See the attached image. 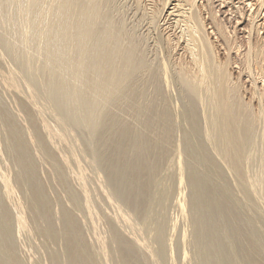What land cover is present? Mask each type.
<instances>
[{"label":"bare ground","instance_id":"6f19581e","mask_svg":"<svg viewBox=\"0 0 264 264\" xmlns=\"http://www.w3.org/2000/svg\"><path fill=\"white\" fill-rule=\"evenodd\" d=\"M114 1H116V0H0V16L2 18V15H4V14H2L5 12L3 10V7H5V8L9 7L10 12L8 13L7 21H6L9 24L8 25L9 28L7 27V29L9 31L12 29L13 32H16V34L14 36L10 35L11 36L10 37L9 33H11V32H9L8 30L6 31V28L3 29L2 28L3 23H1L2 21H0V24H2V25H0L1 26L0 27V82H1V86L4 85L3 86L4 88L6 87L7 90L13 91L14 93H16V95H18L21 98L22 104H23L22 106H23L24 110L26 111V113L28 114L29 120H31L30 125L32 126L33 122L38 123V125L40 127V131H41L42 135L44 136V140L46 141V143H49V144L54 146L55 151L52 150L51 147L50 148L53 152L59 153V155L61 157V163L67 167H70L71 161H72V164H74V163L76 164L77 171L74 174H76L75 178L78 179V180H76V182H79V184L81 186V189L80 188L79 189L82 190L81 194L83 192L82 196L84 195L83 196L84 197V201H83L84 203H82V202L81 203L83 205H85L86 211H88L87 213H89L88 216L89 215L91 216V214L93 213L92 211L95 209H92V206H93L92 205L93 204V202H92L93 198L92 197L93 196L90 195L91 191L89 192V190H88L89 188H87V186L85 184L86 182L88 183V180L87 181L85 180L86 174L84 172H86V171H84V166H83L84 163H82V162L84 160L87 163L92 164L96 160L91 156L89 157L88 147L85 146L83 143L81 144L82 145V148H81L80 143L78 142V139L76 138V135L73 134V131H74L73 127L70 125L74 124V122L75 123L76 122L77 123H79V122L83 123L84 122L85 127L89 131L91 130V132L93 130L98 132V130L100 128H101L100 130L107 131L108 129L103 128L104 127L103 123H106V121L111 120V123L109 122L110 124H108V126H107L108 128H110V130L105 132L106 135L108 134L111 137L118 135L120 137V138L119 137L116 138L117 140L113 139V141L116 140L115 143L113 142L114 147H116V150L117 149L120 150L123 146L124 147L128 146V145L130 146V144H131L130 148L133 151L132 150H130V151H131V153L133 152V155L129 154V156L132 155L129 157L127 155L128 153H126L128 158H130L129 163L126 162V164L124 166H121V164H120L121 167H119V169L117 168L118 170H116V164L118 161L117 160L118 157H116L115 154L110 153L111 155L113 154V157H111L110 160H107L109 158L106 157L105 153H108V152L107 151L105 153L103 152L105 154V158H107V159H105L106 160L105 165H107L106 167L111 168L114 166L115 172H112L110 175H107L108 178H107L106 183H99V186H97V187L99 188V191L102 194L101 199L103 198L105 201L108 200V202H111V203L116 202V201L118 202V204H116V205H118L117 209L120 211H118V213H117L118 215L115 213L117 216L113 215L114 216L113 219L115 221V222L113 221L114 224L121 221L122 224H120V223H118V224L122 225V228L124 227L123 224L128 226L131 229V232H127V233H130V235H129L130 237H128V241L130 239L132 242H134V244H136V246L138 248L143 249L148 254V257L151 259V262L157 264L158 260L155 259L156 253L154 252L153 249L150 248V245L147 241L148 239L145 240V238L144 239L140 238L139 234L142 231L141 232H139V231H140V229L142 230V228H136V227L132 226V220L130 219V214H128L127 212H125L123 210L125 212L124 213L121 210L123 209V207H125V208H127L128 211L131 210L132 212H136L139 215L140 214L143 215V213H144L143 207H146V205H144V202L149 199L148 197L150 195L149 194L150 192L148 191V189H149L148 187H145L144 185H142L139 182L140 178L138 179V176H139V174H141L143 172L144 169H148V170L151 169L153 172L155 169V171H156L155 165L157 164V162L158 161L163 162V160H161L162 157L165 154H168V153H166L167 152L166 149L168 148L167 146L171 143V137H172L171 132L172 131H171L169 126H171L170 121L172 119L170 120V118L172 116H170L171 113L166 106L167 102H165V101H167V100H164V101L162 100V98L168 96V94H166L167 92L166 93L164 92L165 87L167 88V86L169 84L171 85L172 83H175L177 81L178 84H180L182 93H184L183 98H185V101L187 99V101H188L187 104H190V105H188V107L185 106L187 109H185V111H184V116L182 113V116L185 117L186 120L189 121V123L191 124V125H189V126H191L190 131H189V133H187L188 135L186 136V138L184 139V141L182 143V146H181L182 148L177 147V148L182 149L183 153L188 158V159L186 158L187 159L186 161L188 162V164H187L188 166L186 164H184L185 166L188 167V170L181 169V165H180L178 167V173L182 174L181 173L182 170L190 171L191 176L194 177L197 174L196 171L198 170V168H200L201 164L203 162H206V161L212 159L211 156H209V154H207L205 152L204 148L206 147V151H207L208 150L207 146L204 147V144L202 146H200V145L195 144L194 141H192L196 135L199 136V134L200 135L203 134L205 139L209 142V144L211 146L210 149H212L215 152L216 156H218L219 159L221 160V162L226 166V170L228 172H230L231 175L234 176L237 183L238 182L242 183L241 186H244V187L243 188L241 187V189H244L245 191L244 190L243 191L245 193L247 192L246 198L249 197V199H246V198L245 199L250 201L252 196L256 197V196H258L259 193H263V195H264V123H263L264 112H262L264 109V53H263L264 50L263 51L260 50L261 47H260V49H257V48L249 49L250 48L249 47L247 50L245 49V51H243L244 53H241L242 51L240 52L239 49L236 47L237 49H235L234 50L235 52L233 51L234 53H232L230 46H233L234 43L233 44L229 43L231 41V40H229V37H231L232 35L230 34L228 36L229 32H227L225 30V28L223 27L225 24L224 25H222V23L220 24L219 20L217 19V16H218L217 13H221V12L220 11L218 12V10L214 11V8H213L216 6H218L217 8H219V5L221 7H224L225 4L229 3V0H131L134 4V12L135 11L137 12V13L135 12V14H133V16H132V17H135L134 15L137 14L135 22H131V21H133V18L131 20V17H130V19L126 18V16H128V15L125 12L128 8L127 9L124 8V9H126V10H124L122 4H121L122 5V7H121L120 3L118 5H116ZM257 1H259V2H257V4H258L262 0H257ZM249 2L250 1H248V0H247V2H245L246 7H247V5H249L251 7V4ZM216 3H218V4H216ZM260 5H261V3H260ZM232 6H234V5H232ZM258 6H259V4H258ZM225 7H226V5H225ZM121 8H122V10H120ZM2 10L4 12H2ZM222 10H224V9H222ZM227 11H228L227 14H229V12H230L229 9ZM235 11L236 10H234V12ZM222 12L225 13V11H222ZM234 12H233V14H234ZM256 12H258V11H256ZM239 13L240 12H238V14ZM241 13H243V12H241ZM125 14H126V16H125ZM243 14H242V16H244ZM239 16H240L239 17V19H240L241 15H239ZM262 17H263V15H262ZM247 18H249V17H247ZM128 20H131L130 21L131 23ZM237 22H235V23H237ZM239 22H241V21H239ZM251 22L253 23V20ZM235 23H234V25H235ZM5 25H7V24H5ZM142 26L146 27V29H145L146 33L145 32H142V33L143 34L145 33L146 36L149 37V39H150V37H152L154 39V41L156 42V44H160L157 47L156 44L154 42H152L153 45L155 44V46L157 48H159L160 53H161V57H159L157 62H155L154 60L152 62V60L147 58V56L150 55V54L147 55V53H148L147 47L150 44V42L147 45V43L145 41L146 36H143L142 34L139 33V29H140L139 27H142ZM252 26H254V25H252ZM145 27H142V28H145ZM3 31H5V32H3ZM248 31L249 30H246V33H249ZM250 32H251V30H250ZM231 33H233V32H231ZM254 34H255V32H254ZM243 36L244 35H242V37ZM248 36H249V34H248ZM12 37L14 38V40ZM148 37H146L147 41H148V39H147ZM257 37L259 39L260 36L258 35ZM15 43H18L19 45L17 46V44H15ZM228 44L229 45L231 44V45L228 47ZM15 45H16V47H15ZM218 47H220L221 51L223 50L224 54L226 52L227 56L229 54H234L235 56L242 58L241 63H243V64H240V65H242V68L240 67L241 72L243 71L245 73L244 75H246V78L250 79V82H251L250 84L253 85V87H252L253 89L251 91L252 95H250L251 98L249 100L246 101L241 96L240 87H242V86L239 87V85H238L239 82L231 80V78L229 77V73L227 70V68L229 66V60H228L229 56L225 60H220L217 57ZM233 47H235V46H233ZM233 47H232V49H233ZM15 48L17 50H15ZM156 54L157 53H154V55H156ZM20 55H22V56H20ZM18 56H20V58H23V59L20 60L18 58ZM32 59L39 60L41 62L40 66H42V68L40 70L43 69V71L45 72L43 74H46V75L49 74L50 75V78H47L48 76L47 77L44 76L46 78L45 81L49 80L47 83L44 82L47 85H43L41 83L42 79H41V81L38 80L39 78H37V77L36 78L38 81L34 79L35 77L33 76V72L31 69V68H33V66L31 67V65L33 63L30 62ZM153 59H154V56H153ZM36 62H38V61H36ZM29 64H31V65H29ZM38 66H35V67H38ZM252 68L255 72L251 71ZM37 70H38V68L35 69L34 71H37ZM171 73L174 74L173 76H175V78H176L175 82H173L174 80L173 81L170 80V79H172ZM242 73H240V74H242ZM171 81H172V83H170ZM40 83L42 84V86L40 85ZM257 83L259 84V87L262 90H260V91L257 90V88H258ZM172 85H174V84H172ZM149 87L152 88L151 91L154 93L155 96L156 95H160V96L162 95L163 96V92L165 93L164 94L165 96L162 97L160 99V101L156 102V103L153 102V100H151V101L147 100L149 97L148 94H150L149 93V90H150ZM173 87H175V86H173ZM255 87H256V89H255ZM4 88H3V90H4ZM175 88H174V90H175ZM0 89L2 90V88H0ZM172 89L170 88V90H172ZM178 91H180V90H178ZM178 91H176V92H178ZM243 91H245V90L243 89ZM1 93H3V92H1ZM249 93H250V91H249ZM8 94H10V92ZM150 95L153 96L152 94H150ZM10 96L12 97V94ZM146 97H147V99H146ZM20 98H19V101H20ZM254 98H256V99H255V105L253 104L254 105L253 106L252 102L254 101ZM155 99H157V98L155 97ZM158 99H159V97H158ZM164 99H166V98H164ZM123 102L125 105H129L128 106L129 108L127 107L130 110L129 113L133 114V115L131 114V116H134L137 119L138 123L133 117H131L129 114L127 115L123 111L124 108H126V107H124V108L121 107L123 109L122 112H124V114H126L127 116L131 117V119L133 118V120L135 121V122L133 121V123H135V125L139 124V129H140L139 131L137 129L138 127L135 128L138 125L133 126L134 124L132 123L131 119L127 120V121H131V125L128 124V126H126V125L129 122H127V121H126L127 123L122 122L123 118L125 119L124 116L122 117V115H121V118H120L121 122L118 119H116L118 115L120 116V113H118L119 110L117 111L115 108L118 115L115 111H111V109L114 108V105L119 106ZM111 105H112V108L110 109ZM108 107L110 110L107 109ZM206 107H208L209 110H207L208 111L207 113H204V112H206V110L204 109ZM3 108L1 107V110H0V119L2 122L1 125L3 126V130L5 128V131H6V135L3 134L5 136V141H4L5 142L4 143L5 149L9 153V156L10 155L12 156L14 163H17V168H21L20 169L21 171L18 170V174L20 172H22V173H24V175H22V176H25V174H26V176L29 175L28 177H31L30 175H32L34 173V167H33L32 163L29 161V156H28V152H29L28 151V145L30 143L28 141V145H27V141H25L26 139L24 140L22 138L23 135L19 129V126H18V128L16 127V122L14 123L13 120L7 116L9 113L6 115L7 112L5 113L4 112L5 109H3ZM200 108H203L205 110L203 112L202 116H200L201 115V113L199 112ZM16 109L18 110V107ZM112 110H114V109H112ZM114 113H116V115H114ZM12 118H13V116H12ZM20 118H21V116H20ZM18 120H19V118H18ZM20 121L21 120H19V123H23ZM34 123H33V125H34ZM130 127L133 130H134V128L137 129V132H136V130L134 131L135 133L132 130L134 135L131 132ZM30 128L31 127L29 126V129ZM33 128L35 129V131H37L36 127H33ZM126 130H129L127 132L130 134L132 133V136L126 134ZM35 131H33V132H35ZM80 131H81V129H80ZM75 132H76V130H75ZM36 133L37 132L32 133V131H30L27 134H31V135L34 134L36 136L37 135ZM115 133H116V135H114ZM117 133L122 134V136H120ZM78 134H79V131H78ZM86 135H88V134H86ZM100 135L102 136V134H100ZM103 135H105V134H103ZM106 135L103 139H105L107 137ZM24 136H25V134H24ZM33 136H31L32 137L31 138L29 135L32 144L36 140L35 139L36 137L34 136V138H33ZM3 137L1 139H3ZM40 137L37 136V138H39V140H40ZM201 137H202V135H201ZM90 138H91V136H90ZM33 139H35V140L32 141ZM106 139L108 140V139H110V137L106 138ZM39 140L37 139V143ZM202 140L203 139H201V141ZM41 142L44 143L43 140H41ZM99 142H101V141H99ZM99 142H98V145L101 144V143L99 144ZM108 142L109 141H107L106 144ZM173 142H175V141H173ZM127 143H128V145H127ZM34 144H36V142H34ZM102 144H101V147L106 146L104 144H103L104 145L103 146ZM109 144L110 143H108V145ZM200 144H201V142H200ZM4 145L2 147H4ZM112 145L113 144H111V146ZM177 145H175V146H177ZM40 146H41V144H40ZM39 148L41 149V147H39ZM43 148H45V146H43ZM62 148H64V151L62 150ZM108 148L111 151V148L109 146H108ZM45 149H47V148H45ZM173 150H175V149L173 148ZM177 150L178 151L175 150L176 151V155H175L176 160L175 159L174 160H175V162L178 163V164L177 163L176 164L179 165L180 160H182L181 159L182 153L179 151V149H177ZM125 151H127L126 148H125ZM150 151H151V153L153 151L155 154L153 157L151 155L150 161L152 160L151 158H153V159L155 158V160H154L155 162H149L148 161L149 163H147L146 160H148V157H146V156H149L148 154L150 153ZM43 153H45L48 156V158H50V156L52 154L48 150H44ZM122 153H123V149H122ZM53 155H55V157H56L58 154L54 153ZM33 156H35V154ZM127 156H126V159H127ZM108 157H110V156H108ZM12 158L10 159L8 157L7 159L12 160ZM0 159H6V158H4L2 156V158H0ZM163 159H164V157H163ZM172 159H173V157H172ZM123 160L125 163L124 157H123ZM220 160H219V162H220ZM120 161H119V163H120ZM186 161H184V163ZM2 162L3 161H1V163ZM209 162H211V166L209 165V169H212L213 165H214V167H213L214 171L219 169L218 166L220 164L218 163L219 164L218 166L213 164L215 162L214 159H213V161L211 160ZM4 163H3V165H4ZM96 163H97V161H96ZM122 163H123V161H122ZM151 163H156V164L151 165ZM170 163H172V162H170ZM182 163H183V161L181 162V164ZM167 164H169V162ZM207 164L204 163L203 164L204 167ZM14 165H16V164H14ZM18 165L20 167H18ZM158 165L160 167V164H158ZM172 165H174V163ZM9 167H11V165ZM9 167L6 168L4 166L3 169L5 168L4 170H6V169H9ZM206 168L208 169V167H206ZM70 169H71V167H70ZM162 169H163V167H162ZM151 170H149V171L151 172ZM200 170H202V169H200ZM200 170H198V173L199 172L201 173ZM7 171H9V170H7ZM10 171H11V169H10ZM40 171H41V169H40ZM73 172H74V170L72 169V173ZM161 173H162V171H161ZM209 173H210V171H209ZM8 174H9V176L12 175L9 172H8ZM142 174H144V173H142ZM146 175L148 176V173H146ZM9 176H7L6 172H3V170H1V168H0V187H2L1 188L2 189L1 190L2 195H1L0 200L3 203L8 201L10 204H12L13 202L11 203V201H12L11 198L13 197L12 195H14V193H13L14 190L12 188L13 185L10 184L11 180H10V178H8ZM180 176H178V177H180ZM61 178H62V176H61ZM98 178H100V177H98ZM87 179H89V178H87ZM144 179H145V177H144ZM149 179H150V177L148 178L147 181H149ZM194 179H197V177ZM200 179L198 178L197 180L199 181ZM21 181H23V180H21ZM21 181H20V183H22ZM84 181H86V182H84ZM207 181H208V179H207ZM16 182H18V181H16ZM193 182H194V184L196 183L195 184L196 188L202 186V184H201L202 179L199 182H196L195 180ZM133 183H136V184H133ZM79 184H78V186H79ZM25 185H26V183H25ZM74 185H76V184H74ZM223 185H222V188L225 187ZM27 186H28V184H27ZM27 186H25V187H27ZM110 186H111V188H110ZM195 186H193V187H195ZM29 187H31V186L29 185L28 188ZM34 187L35 186H33V188ZM196 188H195V190L198 189V188L197 189ZM216 188L218 189V186H216ZM213 189L215 190V188H213ZM217 189L214 192H216V191L218 192ZM224 189H226V187ZM195 190H194V192H195ZM237 190H239V189H237ZM99 191H98V193H100ZM239 191L242 192L241 190H239ZM35 192H36V190H35ZM212 192H213V190H212ZM244 192H243V194H244ZM26 194H27V192H26ZM34 194H36V193H34ZM39 194H40V191H39ZM194 194H195V196H194ZM194 194H193L194 200H192L193 206L195 208V211H194L195 214L193 213L194 216H192L194 219V223L192 224V225H194V229H193L194 230V238H193L194 240L191 239V240H193L192 244H194L195 248L197 246V249H198L197 251L199 252V263L200 264H214V262L217 261V259L220 257H217V255H216L217 259H215V257L213 258L212 256H210V255H212L211 252H210V254H207V253H205V251H207L206 249L204 252H202V250L199 249L202 247L201 243L204 244L205 242L206 243L210 242L211 244H209V245H212V242H214L215 244L217 243V241L219 242V240H217V238H219V237H217V238L213 237L214 239L216 238V242L214 241V239H213V241L211 240L212 241L211 242L210 241L211 238L208 237V235H207V234L211 235V233L208 232L209 229L207 227L212 225V224H210L211 223L210 218H209V220L207 219L208 216H210V217L213 216L215 219L219 218L218 221L221 220L220 219L221 214H218V213H220L221 210L220 211L218 210L219 212H217V215H220V216L217 217V216H215L216 214L213 215L211 213V211H210V210H212L211 207H215L217 204H219V206L224 208V210H227L229 213L228 218H229L230 222L232 223V222H236V220L238 219V216H239V214H238L239 211H236L237 209L235 208V206H237V205L234 204V203L237 204L238 202L237 201L232 202L234 204L232 206L231 203L228 204L226 201L225 202L224 201H221V202L217 201V199L219 197H216L215 193H213L207 197H205L204 194L200 191H198ZM97 196L98 195H96V197ZM225 196H227V195H225ZM259 196H258V198H260ZM22 197H23V195H22ZM28 197H29V195H28ZM71 197H72V195H71ZM94 197H95V194H94ZM3 198L6 201L2 200ZM15 198L17 200V203H13L12 206L8 204L9 207L10 206L12 207V209L8 207V205H7L8 202L6 203V205H5V203L3 205L0 202V264H22L21 263L22 260L20 261L19 257L17 256V254L14 251V248H16V247H14L15 242L13 241L14 232L12 234V230H11V226H12L11 220L12 219L10 220V218H9L10 213H8L7 208L12 210L9 212L14 213V216H12V217H14L13 223H14V227L16 230V235H18V236L20 235L19 237H21V235L23 234L22 232H24V233L27 232V229H29L30 227H28L29 226L28 225V222H29L28 218H26V216L23 213V211L26 210V209H24L26 203L24 204V207H22L24 209L23 210V209H21L22 202H21V204H20V202H18L22 198L21 197H15ZM18 198H19V200H18ZM155 198H156V196H155ZM30 199H31V197H30ZM161 199H162V197H161ZM22 200L24 201V199H22ZM32 200L30 203H29V201L27 203L31 204ZM158 200H160V199H158ZM35 202L37 203V201H35ZM72 202L73 201H71V203ZM159 202H157V203H159ZM112 204H114V203H112ZM108 205H110V204H108ZM248 205H249V202H248ZM4 206H7V207H4ZM245 206H243V207H245ZM263 206H264V204H263ZM34 207H35V205H33L32 208L34 209ZM41 207L42 206H40V209H41ZM27 208H28V205H27ZM119 208H121V209H119ZM209 208H210V210L205 216L204 213ZM216 208L218 209V205H217V207H215V209ZM238 210H239V208H238ZM142 211H143V213H142ZM262 212H263V210H262ZM26 213H27V210H26ZM44 213H45V211H44ZM68 213H72V210H71V212H68ZM68 213H65L64 216L63 215L61 216V213H60V216L64 217V221H65V225H66L65 226L66 230L65 229L64 230L66 232H68L69 235H67L66 233H64V234H66L67 237L69 236V242L71 245L70 247H72L71 252H70L71 254L69 253L70 258L67 257L68 256L67 255L66 261L69 259L68 261L71 262L70 264H87V262H89V264H90V261H92L93 258H89L90 256H89V252L87 250L91 249L92 247L96 248L97 245L99 246V247L98 246L97 247L100 250L99 251L97 249L96 250V251H98L97 253L102 254V256L104 258L105 254H106L105 250L107 248H106V242L103 239H106L107 237L109 238L111 235L109 234L110 236L108 235L106 238L105 237L104 238L98 237L95 242L93 241L94 246H92V247L89 246L88 249L86 248L87 246L85 244L82 245L83 249L79 248L77 246L78 243L80 244V240L83 241L82 239H80L82 237L79 236V233H81V231L78 230V228H77L78 226L76 225V221H74L73 217ZM34 214H37V213H34ZM45 214H48V213L46 212ZM26 215L28 216V214H26ZM41 216H40V218H42ZM143 216H145V215H143ZM225 216H226V214H225ZM34 217H36V216H34ZM46 217L47 218L50 217L49 214ZM145 217H147V218L149 217V216H147V213H146ZM149 218H151V217H149ZM35 219H37V218H35ZM130 220H131V223H130ZM212 220H214V219H212ZM229 220L227 219L225 221H229ZM30 221H31L30 223H32V222L34 223L35 220L32 221L30 219ZM52 221H54V220H52ZM142 222H144V220H142ZM192 222H193V220H192ZM242 222H244V221H242ZM212 223H214V222L212 221ZM215 223H216V221H215ZM46 224L49 225L50 222L49 223L46 222ZM87 224H88V222H87ZM222 224L224 225V222ZM233 224L234 223H232V225H231L232 229L230 228L232 233H234V230L236 229L235 227H237V226H235V224L234 225ZM36 225L38 226V222ZM36 225H34L32 227L36 228ZM120 225H119V227H120ZM242 225H243V223H242ZM242 225L240 224V227H242ZM39 226H38V228H39ZM45 226H42V227L40 226L41 227L40 231L42 232V234L44 233L45 235H50V234L52 235V231H51L52 225H50V228H48V226L46 228ZM63 226L64 225H62V227ZM116 226H118V225L116 224ZM212 226L213 227L216 226L215 228H217L218 225L213 224ZM261 226L263 227L262 224H261ZM43 227H45L46 229H42ZM240 227H237V228H240ZM112 228H113V225H112ZM233 228H234V230H233ZM247 228L251 229V226L249 225ZM109 229H110V227H109ZM113 229L115 230V227ZM172 230H173V228H172ZM33 231L35 232L36 230H33ZM37 231H39V230H37ZM253 231H254V229H253ZM116 233H117V231H116ZM118 233H119V231H118ZM217 233L219 234V231H217ZM225 233H227V232H225ZM257 233H259V231ZM26 234L28 235V233H25V235ZM114 234L115 233L113 231V238H114V240L115 239L117 240V242H118L117 244L120 245V248H121L119 263L120 264H133V263H130V256L132 259H134L136 254L135 255L133 254V257H132V255H130L131 254V245L128 244L130 241L128 243L125 242L123 238L121 239V237H123L121 235H120V238L117 239V238H115L116 234L115 235ZM218 234H217V236H218ZM224 235H226V234H224ZM240 235H242V233ZM29 236L30 235H28L27 237L29 238ZM62 236H63V234H62ZM81 236H83V235H81ZM226 236L229 237L230 239L232 238L231 237L232 235L231 236L226 235ZM226 236H224V237H226ZM233 236H234V234H233ZM204 237L206 239L209 238L208 241H206L204 239ZM227 237L225 239L230 240ZM255 237H257V236H255ZM15 238H17V236ZM233 238H236V236ZM247 238H250V236ZM19 239H18V242L20 241ZM44 239H45V237H44ZM53 239H55V238H53ZM85 239H87V238H85ZM203 239L205 240V242H203ZM246 239H244V241H246ZM66 241L68 242V239ZM110 241H112V240H110ZM231 241H232V239H231ZM234 241H236V240H234ZM96 242L98 244L95 245ZM241 242L244 243L243 240H240V243ZM252 242L255 245V247H253V249L254 248L255 249L261 248V247L256 246V245H258L256 243V240H252L251 243ZM261 242H262V240H261ZM27 243H28V241H27ZM109 243H111V242H109ZM206 243L204 244V246L206 245ZM235 243H237V242H235ZM235 243L230 242L229 246H230V244L232 246ZM247 243H248V240H247ZM247 243H245L244 245L247 246ZM158 244H159V242H158ZM222 244H224V245H222ZM16 245H18V243H16ZM21 245H22V243H21ZM161 245L163 246V243ZM84 246H85V248H84ZM115 246L117 247V245H114L113 248H116ZM162 246H160V247L163 249L166 248V247H162ZM212 246H214V244ZM221 246L226 247L225 243H222V242H221ZM262 247L264 248V246H262ZM202 248H204V247H202ZM247 248H248L247 253L249 252V249L252 250V247L250 246V248L249 247H246V249L244 248V252L247 250ZM85 249H87V250H85ZM241 249H243L242 246H241ZM255 249H254V252L256 253L257 250L255 251ZM15 250H17V248ZM217 250L218 249H216V251ZM96 251H94V252H96ZM194 251H196V250H194ZM222 251H219V252H222ZM259 251L262 252V250H259ZM94 252L91 251V253H93V254H94ZM114 252H115V254H117L116 253L117 250ZM114 252H113V254H114ZM164 252L166 253V249ZM261 252H260V255H261ZM247 253L245 252V254H247ZM250 253L252 256H250ZM255 253L250 251L248 254V257H253V254H255ZM95 254L94 255L90 254V255L94 256V258L96 259ZM242 254H240V255H242ZM245 254H244V256H245ZM46 255H49V254L47 253ZM55 255L57 256V254H55ZM55 255H54V253H51V255H50L51 261L48 263L57 264L59 262V260L57 261V259L59 257H56ZM99 255L97 254L98 257H100ZM107 255H108V253L106 254V258H107ZM114 255H112V256H114ZM157 255H159V254L157 253ZM236 255H235V257H236ZM238 255L236 258L240 257V256L238 257ZM263 255L264 254H262L261 257H263ZM169 256H171V255H169ZM183 256H186V254L184 253ZM114 257H116V256H114ZM114 257L113 258L111 257L109 259H114ZM256 257L257 256L252 258V261ZM231 258H232V256H231ZM43 259H44V257H43ZM59 259H61V258H59ZM62 259H63V257H62ZM62 259H61V261H62ZM132 259H131V262H133ZM226 259L229 260L227 257H226ZM233 259L235 260L234 255H233V258L230 259L232 261V263H230V264H236L233 262H235L237 259L235 261ZM241 259H243V257H241ZM101 260H102V258L100 260H96V261H101ZM116 260H114V261H116ZM135 260H136V257H135ZM196 260H198V259H196ZM249 260L251 261V258L248 259L247 262H249ZM68 261H67V263H68ZM105 261H106V259H105ZM170 261H172V260H170ZM101 262L105 263V264H108V263L110 264L111 261L110 262L109 261H106V262L101 261ZM238 262H240V261H238ZM91 263L95 264L96 262L92 261ZM227 263H228V261H227ZM227 263H224V264H227ZM256 263L259 264L260 262L259 263L256 262ZM36 264H38V263H36ZM113 264H115V263H113ZM249 264H251V262H249ZM253 264H255V263H253ZM261 264H262V262H261Z\"/></svg>","mask_w":264,"mask_h":264},{"label":"rangeland","instance_id":"374dc122","mask_svg":"<svg viewBox=\"0 0 264 264\" xmlns=\"http://www.w3.org/2000/svg\"><path fill=\"white\" fill-rule=\"evenodd\" d=\"M247 2V0H229V3L228 4H225L226 5V7H225V5H224V7H221L220 5H219V8H217L218 6H216V7H213L214 8V11H216V10H218V12L220 11L221 13H217L218 14V16H217V19L219 20V22H220V24L222 23V25H224L223 27L225 28V30L227 31V32H229L228 33V36L231 34L232 36V38L231 37H229V40H231L229 43H231V44H233V46H235V47H233V46H230L229 44H228V47L230 46V48H231V50H232V53H234L235 51V49H239V51L241 52V53H244L243 51H245V49L247 50L249 47V49H253V48H257V49H260V47H261V49L260 50H264L263 48H264V0H262V1H260V3H261V5H260V3H258L259 4V6H258V4H257V2H259V1H257V0H248V1H250L249 3L251 4V7L249 6V5H247V7H246V5H245V2ZM115 2V4L116 5H118L119 3H120V6L122 7V5H123V9L124 8H128L127 10L126 9H124V10H126V14L128 15V16H126V14H125V16H126V18L127 19H130V17H131V20H132V18H133V21H131V20H128L129 22L131 21V22H135V20H136V15H134L135 17H132L133 16V14H135V12H134V4H133V2L131 1V0H116V1H114ZM118 2V3H117ZM132 2V3H131ZM122 4V5H121ZM216 4H218V3H216ZM232 5H234V6H232ZM130 6V7H129ZM232 6V7H231ZM242 6V7H241ZM236 7V8H235ZM250 7V8H249ZM5 7H3V10L5 11H3L2 10V12H4V13H2V14H4V15H2V18H1V16H0V21H2L1 23H3V26H2V28L3 29H5L6 28V31L8 30L7 29V27H8V23L6 22L7 21V16H8V13L10 12V9H9V7H7V8H5ZM217 8V9H216ZM235 8V9H234ZM248 8V9H247ZM261 8V9H260ZM222 9H224V10H222ZM229 9V14H227L228 13V10ZM250 9V10H249ZM258 9V10H257ZM8 10V11H7ZM120 10H122V8L120 9ZM234 10H236L235 12H234ZM241 10V11H240ZM222 11H225V13H223ZM232 11V12H231ZM256 11H258V12H256ZM128 12V13H127ZM233 12H234V14H233ZM237 12V13H236ZM238 12H240L239 14H238ZM241 12H243V13H241ZM137 13V12H136ZM215 13V14H216ZM249 13V14H248ZM255 13V14H254ZM224 14V15H223ZM242 14L244 15V16H242ZM248 14V15H247ZM263 15V17H262V15ZM220 15V16H219ZM238 15V16H237ZM239 15H241V20L239 19ZM247 15V16H246ZM257 15V16H256ZM4 16V17H3ZM227 16V17H226ZM129 17V18H128ZM219 17V18H218ZM247 17H249V18H247ZM135 18V19H134ZM249 19V20H248ZM253 20V23L251 22V21ZM263 20V21H262ZM222 21V22H221ZM239 21H241V22H238ZM6 22V23H5ZM130 22V23H131ZM235 22H237V23H235ZM247 22V23H246ZM251 22V23H250ZM234 23H235V25H234ZM257 23V24H256ZM5 24H7V25H5ZM232 24V25H231ZM0 25H2V24H0ZM143 25V24H142ZM252 25H254V26H252ZM234 26V27H233ZM1 27V26H0ZM142 27H145V26H142ZM142 27H139L140 29H139V33L140 34H142L143 36H146V32H145V29H146V27L145 28H142ZM244 27V28H243ZM246 27V28H245ZM9 28V27H8ZM243 28V29H242ZM254 28V29H253ZM262 28V29H261ZM233 29V30H232ZM241 29V30H240ZM249 30L248 32L249 33H246V30ZM230 30V31H229ZM250 30H251V32H250ZM254 30V31H253ZM260 30V31H259ZM9 31V30H8ZM238 33H237V32ZM3 32H5V31H3ZM9 32H11V33H9V36L11 35V36H14L15 34H16V32H13L12 31V29L9 31ZM142 32H145L144 34L142 33ZM231 32H233V33H231ZM254 32H255V34H254ZM8 33V32H7ZM13 33V34H12ZM248 34H249V36H248ZM254 36H253V35ZM241 35V36H240ZM242 35H244L243 37H242ZM259 35L260 37H259V39H258V37L257 36ZM10 36V37H11ZM146 37H148V36H146ZM146 37H145V41H146V43H147V45L149 44V42H150V44L148 45V47H147V55H149V56H147V58L148 59H150V60H152V62H153V60L155 61V62H157L158 61V59H159V57H161V53H160V50H159V48H157L158 47V45H160V44H156V42L154 41V39L152 38V37H150V39H149V37L147 38L148 39V41L146 40ZM13 38V37H12ZM246 39V40H245ZM13 40H14V38H13ZM258 40V41H257ZM245 41V42H244ZM15 42V41H14ZM152 42H154L155 44H156V46H155V44L153 45L152 44ZM258 42V43H257ZM263 42V43H262ZM243 43V44H242ZM246 43V44H245ZM260 43V44H259ZM262 43V44H261ZM15 44H17V46L19 45L18 43H15ZM151 45V46H150ZM247 45V46H246ZM262 45V46H261ZM156 48H155V47ZM15 47H16V45H15ZM232 47H233V49H232ZM237 47V48H236ZM240 47V48H239ZM161 48V47H160ZM242 48V49H241ZM152 51H151V50ZM158 49V50H157ZM241 49V50H240ZM15 50H17L16 48H15ZM220 50V51H219ZM234 51V52H233ZM154 53H157L156 55H154ZM160 53V54H159ZM263 53H264V51H263ZM159 54V55H158ZM20 56H22V55H20ZM20 56H18V58L20 59V60H22L23 58H20ZM153 56H154V59H153ZM225 56V57H224ZM229 56V58H228V60H229V66H228V68H227V70H228V73H229V77L231 78V80H234V81H237V82H239V87L240 86H242V87H240V91H241V96L243 97V99L244 100H249L250 98H251V96L250 95H252V87H253V85H251L250 83V79L249 78H246V75H244L245 73L243 72H241V69H240V67L242 68V65H240V64H243V63H241L242 62V58H240V57H237V56H235L234 54H229L228 55ZM227 55H226V52H225V54H224V52H223V50L221 51V49H220V47H218V51H217V57L220 59V60H225V59H227V57H228ZM235 56V57H234ZM150 57V58H149ZM222 58V59H221ZM236 58V59H235ZM239 58V59H238ZM241 60V61H240ZM36 61H38V62H36ZM239 61V62H238ZM31 63H33L35 66H38V67H35L33 64L31 65V64H29V65H31V67L33 66V68H31L32 69V72H33V76L35 77L34 79L35 80H37V78H39L38 80H40L41 81V79H42V81H41V83L43 84V85H47L46 83L49 81L48 79V81H45L46 80V78L44 77V76H48L47 78H50V75L49 74H43V73H45L44 71H43V69L42 70H40L41 68H42V66H40V64H41V62L39 61V60H35V59H32L31 61H30ZM154 62V63H155ZM236 63V64H235ZM239 65V66H238ZM38 68V70L37 71H34L35 69H37ZM174 71V70H173ZM251 71L252 72H255L254 70H253V68L251 69ZM172 72V71H171ZM175 72V71H174ZM39 73V74H38ZM240 73H242V74H240ZM172 74V73H171ZM174 74H172V79H170V80H174L173 82H175L176 80V78H175V76H173ZM37 77V78H36ZM248 79V80H247ZM37 80V81H38ZM246 80V81H245ZM39 81V82H40ZM172 81L170 82V83H172ZM244 81V82H243ZM44 82H46V83H44ZM40 83V85L42 86V84ZM177 85H176V84ZM175 83H172V84H174V85H168L167 86V88L165 87V93L166 94H168V96H166V97H164L165 95V93L163 92V96L161 95H154V93L151 91V89L152 88H150L149 87V93L150 94H152L153 96H151L150 94H148V99H147V97H146V99L147 100H153V102H159L160 101V99L162 98V97H164V98H166V99H164V98H162V100L164 101V100H167V101H165V102H167L166 103V106H167V108L169 109V111H170V113H171V115L170 116H172L171 118H170V124H171V126H169L170 127V129H171V143L167 146L168 148L166 149V153H168V154H165L163 157H164V159H163V157H162V159L161 160H163V162L161 161H158L157 162V164L156 163H151V165L152 164H156L155 165V168H156V171H155V169H154V172L151 170V169H149V170H151V172L153 173H151L148 169H144L143 170V172L142 173H144V174H142L141 172V174H139V176H138V179L140 178V180H139V182L142 184V185H144L145 187H148L149 189H148V191L150 192H148L150 195H149V199L148 200H146L145 202H144V205H146V207H143V211H144V213H143V211H142V213H143V215H145L146 216V213H147V216H149V217H151V218H147V217H145V216H143L142 214H137L136 212H132L131 210L130 211H128L127 210V208H125V207H123V209L121 210L122 212H127L128 214H130V219L132 220V226H134V227H136V228H142V230L140 229V231L139 232H141L139 235H140V238H142V239H144L145 238V240H147L148 241V243H149V245H150V248L151 249H153L154 250V252L156 253V258L155 259H157L158 260V263L157 264H200L199 263V252L197 251L198 249H197V246H196V248H195V246H194V244H192V241L194 240L193 238H194V225H192L193 223H194V219H193V217L192 216H194V214H195V208H194V206H193V202H192V200H194L193 198H194V196H195V194L194 193H196V192H198V191H200V192H202L203 194H204V196L205 197H207V196H210L211 194H213V193H215V196L216 197H219L218 199H217V201H226L228 204L229 203H231L232 204V206L235 204V205H237V206H235V208L237 209L236 211H239L238 212V214H239V216H238V221L236 220V222H232V223H234L235 224V226H237V227H240V224L242 225V223H243V225H242V227H240V228H237V227H235L236 229L234 230V228H233V230H234V233H232V231H231V225H232V223L230 222V220H229V218H228V211L227 210H224V208H222L221 206H219V204H217L218 205V209L216 210L215 209V207H217V205L215 206V207H211L212 208V210H210V208L209 209H207L206 210V212L204 213L205 214V216H206V214L209 212V210L211 211V213L213 214V215H215V216H220V215H217V212H219L220 210V213H218V214H221V220L220 221H218V219L219 218H217V219H215L210 213V215L213 217H210V216H208V220H209V218H210V224H215V225H218L217 226V228H215L216 226H208L207 228L209 229V231L208 232H210L211 233V235L210 234H207L208 235V237H210L211 239H210V241L212 240L213 241V237H219V238H217V240H219V242L217 241V243L215 244L214 242H212V245L214 244V246H212V245H209V244H211L210 242L208 243H206L205 242V240L206 241H208V239H206L207 237V235L204 237V239H203V242H205L206 243V245L204 246V244L203 243H201V246L202 247H204V248H202L201 246V248H199L200 250H202V252H204L205 251V249L207 250V251H205V253H207V254H210V252L212 253V255H210V256H212L213 258L215 257V259H217V257H220V258H218L217 259V261H215L214 262V264H224V263H227V261H228V263L227 264H230V263H232V261L230 260V259H232L233 258V255H234V258H235V260L237 261H235L234 259V261L235 262H233V263H236V264H249V262H251V264H253V263H255V264H257L256 262H260L259 264H261V262H262V264H264V255H263V257H261V255L262 254H264V248L262 247V246H264L263 244H264V206H263V204H264V195H263V193H259L258 194V196L260 197V198H258V196H252L251 197V199H250V201L249 200H246V199H249V197L248 198H246L247 197V195H246V193L244 192L245 190L244 189H241V187L243 188L244 186H241V182H238L237 183V181L235 180V178H234V176L233 175H231V173L230 172H228L227 170H226V166L221 162V160L219 159V157L218 156H216V154H215V152L212 150V149H210L211 148V146H210V144H209V142L205 139V137H204V135L203 134H201L202 135V137H201V135L199 134V136L198 135H196L195 136V138H193V140L192 141H194V143L195 144H197V145H200V146H202L203 144H204V147L205 146H207V149L209 150H207L206 151V147L204 148L205 149V152L207 153V154H209V156H211V158L212 159H210V160H208V161H206V162H203L202 164H201V166H200V168H198V170H200V169H202V170H200L201 171V173L199 172L198 173V170L196 171L197 172V176L195 175L194 177H192L191 176V174H190V171H184V170H188V162L186 161L188 158L186 157V155L183 153V151H182V149H180V148H177V147H181L182 146V143H183V141H184V139L186 138V136L188 135L187 133H189V131H190V127L191 126H189V125H191L190 123H189V121H187L186 120V118L185 117H183L184 116V111H185V109H187L186 107H188V105H190V104H187V99H186V101H185V98H183V94L184 93H182V90H181V87H180V84H178V82L176 81ZM249 83V84H248ZM4 86V85H3ZM3 86H1V82H0V88H2V90L0 91V106L3 108L4 106V108L3 109H5L4 110V112L6 113V115L8 116V117H10L12 120H13V122L15 123L16 122V127L18 128V126H19V129H20V131L22 132V135H23V139L25 140V141H27V145H28V141H29V145H28V156H29V161L32 163V165H33V167H34V173L32 174V175H30L31 177H28L29 175H27L26 176V174H25V176H22V175H24V173H22V172H20L19 174H18V170L19 171H21L20 169L21 168H17V163H14V160H13V158H12V156L10 155L9 156V153L7 152V150L5 149V145H4V141H5V136L3 135V134H5L6 135V131H5V128H4V130H3V126L1 125L2 124V122H1V119H0V158H2V156L4 157V158H6V159H0L1 161H3L2 163H1V161H0V168H1V170H3V172H6V174H7V176H9V174H8V172L10 173V174H12V175H10L8 178H10V180H11V182H10V184L11 185H13V193H14V195H12L13 197L11 198V203L13 202V203H17V200H16V198L15 197H21L22 199H24V201L22 200V199H20L19 200V198H18V202H20V204H21V202H22V205H21V209H23L22 207H24V204H25V207H24V209H26L27 210V213H26V210L25 211H23V213H24V215L26 216V218H28V227H30L29 229H27V232H25V233H28V235H30L29 236V238L25 235V233L24 232H22L23 234L21 235V237H19L18 235H16V230H15V227H14V223H13V218L14 217H12V216H14V213L13 212H9V211H12L11 209H12V204H10L8 201H6L4 198L2 199V200H4V201H6V202H4L5 203V205H6V203H7V205L9 204V205H11L10 207H9V205H8V207L9 208H11V209H8L7 208V210H8V213H10L9 214V218H10V220H11V223H12V226H11V230H12V234H13V232H14V236H13V241L15 242L14 243V247H16L17 248V250H15L16 248H14V251H15V253L17 254V256L19 257V259H20V261H21V263L22 264H36V263H38V264H41L42 262V264H50V263H48V262H50L51 260H50V255H51V253H54V255L55 254H57V256L56 257H59V258H61L62 259V257H63V259H62V261H61V259H57V261L59 260V262L57 263V264H66L67 263V261L69 260H67L66 261V256L67 257H69L70 258V255H69V253L71 252V249H72V247H70L71 245H70V242H69V236L67 237L66 236V234L67 235H69L68 234V232H66L65 230H66V225H65V221H64V217H61L62 215L64 216V214L65 213H68V212H71V210H72V213H68V214H70L72 217H73V219H74V221H76V225L78 226L77 228H78V230L79 231H81V233H79V236L80 237H82V238H80V239H82L83 241H81L80 240V244L78 243V247L79 248H82L83 249V244H85L87 247V249H88V247L89 246H94V242L97 240V238L98 237H102V238H106L109 234L112 236H110L109 238L107 237L106 239H103L105 242H106V250H105V253L107 254L108 253V255H107V258H106V254H105V256H104V258L106 259V261H111L110 262V264H113V263H115V264H120L119 263V259H120V253H121V248H120V245H118L117 243V240L115 239L114 240V238H113V231H114V233L116 234V236H115V238H120V235L121 236H123V237H121V239L123 238L124 239V241L125 242H129L128 244H130L131 245V254L130 255H132V257H133V254L135 255L136 254V260H135V257H134V259H132L131 258V256H130V263H133V264H155V263H153V262H151V259L148 257V254L143 250V249H140V248H138L137 246H136V244H134V242H132L130 239H129V241H128V237H130L129 235H130V233H127V232H131V229L128 227V226H126L125 224H123L124 225V229L122 228V225H120V224H122L121 223V221H119V222H117L116 224L118 225V226H116V224H114V216L113 215H116L117 213H118V211H120V210H118L117 209V206L118 205H116V204H118V202L116 203V202H112V203H114V204H112L111 202H108V200H104L103 198L101 199V197H102V194H101V192L99 191V188L97 187V186H99V183H106V181H107V178H108V176L107 175H110L112 172H115V167L113 166V167H111V168H108V167H106L107 165H105V159H107V158H109V159H107V160H110L111 159V157H113V154H115L116 155V157H118L117 158V164H116V170H118L119 169V167H121V166H124L125 164H126V162L127 163H129V159L130 158H128V156H129V154H132L133 155V152L131 153V151L130 150H132L131 148H130V146H131V144H130V146L128 145V143H127V145L128 146H123L120 150H116V147H114V143L116 142V138H118L119 136L118 135H116V133L114 134V135H116V136H114V137H111L110 135H106V133L105 132H107V131H109L110 130V128H108L107 126H108V124H110L111 123V120L110 121H106V123H103L104 125V127L103 128H106V129H108L107 131H105V130H98V132H96L95 130H93L92 132H91V130L89 131L86 127H85V125H84V122L83 123H81V122H79V123H75L74 122V124H72V125H70V126H72L73 127V134L74 135H76V138L78 139V142L80 143V146H81V148H82V143L85 145V146H87L88 147V155H89V157L91 156V157H93L96 161H97V163H96V161L95 162H93L92 164H89V163H87L86 161H84L83 160V162L82 163H84L83 164V166H84V171H86V172H84L86 175H85V180L87 181L88 180V183L86 182V181H84V182H86L85 184H86V186H87V188H89L88 190H89V192H90V195H92L93 197V206H92V209H95V210H93L92 212V214H91V216L89 217L88 216V214L89 213H87L88 211H86V208H85V205H83L82 203H84L83 201H84V195L82 196V194H83V192H82V194H81V191L82 190H80L81 189V186H80V184H79V182H76V180H78L77 178H75L76 177V174H74V173H76V171H77V167H76V164L74 163V164H72V161L70 162V167H71V169H70V167H67V166H64L62 163H61V157H60V155H59V153H56V152H53L52 150H54L55 151V148H54V146L53 145H51V144H49V143H46V141L44 140V136L42 135V133H41V131H40V127H39V125H38V123L37 122H33L34 123V125H33V123H32V126L33 127H36V130L37 131H35V129L30 125L31 124V120H29V116H28V114L26 113V111L24 110V108H23V104H22V100H21V98L18 96V95H16V93H14L13 91H10V90H7V88L5 87H3ZM173 86H175V87H173ZM179 86V87H178ZM247 87V88H246ZM250 87V88H249ZM257 87L259 88H257V90L258 91H260V90H262L260 87H259V84L257 83ZM3 88H4V90H3ZM170 88L172 89V90H170ZM174 88H175V90H174ZM243 89L245 90V91H243ZM247 89V90H246ZM255 89H256V87H255ZM178 90H180V91H178ZM256 90V91H257ZM176 91H178V92H176ZM249 91H250V93H249ZM1 92H3V93H1ZM10 92V94H8ZM172 93V94H171ZM180 93V94H179ZM9 96H8V95ZM12 94V97L10 96ZM15 94V95H14ZM243 94V95H242ZM256 95V94H255ZM18 99H17V98ZM155 97L157 98V99H155ZM158 97H159V99H158ZM19 98H20V101H19ZM255 99L256 98H254V101L252 102V105L254 104L255 105ZM13 100V101H12ZM15 102V103H14ZM192 102V101H191ZM20 103V104H19ZM194 103V102H193ZM192 103V104H193ZM198 103V102H197ZM9 104V105H8ZM187 104V105H186ZM3 105V106H2ZM124 104V102L122 103V104H120L119 106H116V105H114V108H112V105L110 106V109L112 108V109H114V110H112L111 109V111H115L116 113H117V111L119 110V112L118 113H120V116L118 115V113H117V118L116 119H118L120 122H121V115H122V117L124 116L125 117V119L123 118V120H122V122L124 123V122H126L128 119L130 120L131 119V117H133L136 121H137V119L134 117V116H131V114L129 113L130 112V110L128 109L129 107V105H125ZM253 105V106H254ZM22 106V107H21ZM186 106V107H185ZM1 107H0V110H1ZM18 107V110L16 109ZM121 107H126V108H124V110L121 108ZM128 107V108H127ZM23 108V109H22ZM115 108H116V110H115ZM207 108V109H206ZM206 108H204L205 110H206V112H204L205 110L203 109V108H200V110H199V112L201 113V115L200 116H202L203 115V112L204 113H207L208 111L207 110H209L208 109V107H206ZM7 109V110H6ZM108 110H110L109 109V107L107 108ZM202 109V110H201ZM122 110L128 115H130L131 117H129V116H127L126 114H124V112H122ZM128 112H127V111ZM122 112V113H121ZM262 112H264V109H263V111ZM13 113V114H12ZM116 113H114V115H116ZM182 113H183V116H182ZM11 114V115H10ZM18 114V115H17ZM133 115V114H132ZM12 116H13V118H12ZM15 116V117H14ZM20 116H21V118H20ZM127 116V117H126ZM263 116H264V114H263ZM119 117V118H118ZM18 118H19V120H21L20 122H23V123H19V120H18ZM133 118L131 119V121H132V123H133ZM16 119V120H15ZM263 119H264V117H263ZM24 120V121H23ZM125 120V121H124ZM131 121H127V122H129V123H127V125L126 126H128V124L129 125H131ZM110 122V123H109ZM135 122V121H134ZM25 123V124H24ZM137 123H138V121H137ZM188 123V124H187ZM263 123H264V120H263ZM76 124V125H75ZM83 124V125H82ZM106 124V125H105ZM134 124V125H133ZM132 125L133 126H136V125H138V126H136L135 128H137L138 129V131L140 130L139 129V124H136L135 125V123H133ZM22 126V127H21ZM29 126L31 127L30 129H29ZM24 127V128H23ZM110 127V126H109ZM132 127V126H131ZM131 127H130V129H131ZM173 127V128H172ZM81 129V131H80V129ZM133 128V127H132ZM134 128V130L133 129H131V132H132V130H133V132L136 130V132H137V129H135ZM182 128V129H181ZM25 129V130H24ZM28 131H27V130ZM79 129V130H78ZM129 129V130H130ZM75 130H76V132H75ZM129 130H126V134H128V135H131L132 136V133L130 134V133H128L127 131H129ZM187 130V131H186ZM4 131V132H3ZM30 131H32V133H35V132H37L36 134V140L35 139H33L32 141H34V142H36V144H34V142H33V144L35 145H33L32 143H31V139H30V137L31 136H33V135H31V134H27L28 132H30ZM33 131H35V132H33ZM78 131H79V134H78ZM75 132V133H74ZM86 132V133H85ZM174 132V133H173ZM135 133V132H134ZM134 133H133V135H134ZM24 134H25V136H24ZM39 134V135H38ZM86 134H88V135H86ZM100 134H102V136L100 135ZM103 134H105L107 137L106 138H109L110 137V139H103L104 137H105V135H103ZM117 134H119V133H117ZM125 134V135H126ZM29 135H30V137H29ZM85 135V136H84ZM120 136H122V134H119ZM124 135V134H123ZM127 135V136H128ZM4 136V137H3ZM34 136H33V138H34ZM37 136L38 137H40V140H39V138H37ZM90 136H91V138H90ZM3 137V139H1ZM124 137V136H123ZM126 137V136H125ZM32 138V137H31ZM120 138V137H119ZM37 139L39 140L38 141V143H37ZM113 139H116V140H114L113 141ZM201 139H203L202 141H201ZM41 140H43V142L44 143H42L41 142ZM111 140V141H110ZM99 141H101V142H99ZM107 141H109L108 143H110L109 145H108V143L106 144V142ZM173 141H175V142H173ZM179 141V142H178ZM204 141V142H203ZM98 142H99V144L101 143H103L104 145H106L105 147H101V144L100 145H98ZM114 142V143H113ZM200 142H201V144H200ZM208 144H207V143ZM40 144H41V146H40ZM102 144V145H103ZM111 144H113L112 146H111ZM179 146H178V145ZM4 145V147H2ZM103 145V146H104ZM171 145V146H170ZM175 145H177V146H175ZM33 146V147H32ZM43 146H45V148H47V149H45V148H43ZM53 146V147H52ZM98 146V147H97ZM108 146L111 148V151H110V149L108 148ZM37 147V148H36ZM39 147H41V149L39 148ZM52 148V150H51V148ZM114 147V148H113ZM176 147V148H175ZM35 148V149H34ZM54 148V149H53ZM103 148V149H102ZM125 148L127 149V151H125ZM130 148V149H129ZM173 148L176 150V151H178L177 149H179V151L182 153L181 154V159L182 160H180V164L179 165H177L178 163L177 162H175V160H176V151L175 150H173ZM182 148V147H181ZM31 149V150H30ZM115 149V150H114ZM122 149H123V153H122ZM172 149V150H171ZM35 150V151H34ZM44 150H48L50 153H52L51 154V156H50V158H48V156L45 154V153H43L44 152ZM62 150L64 151V148H62ZM105 150V151H104ZM6 153H5V152ZM34 151V152H33ZM108 152V153H105V152ZM133 151V150H132ZM213 151V152H212ZM2 152V153H1ZM36 152V153H35ZM106 154V157L107 158H105V154ZM121 152V153H120ZM209 152V153H208ZM8 153V154H7ZM31 155H30V154ZM58 154L56 157H55V155H53V154ZM102 153V154H101ZM110 153H113L112 155L110 154ZM126 153H128L127 155H126ZM212 153V154H211ZM3 154V155H2ZM7 154V155H6ZM35 154V156H33ZM37 154V155H36ZM46 156H45V155ZM110 156V157H108V156ZM114 155V156H115ZM120 155V156H119ZM132 155H130V156H132ZM149 156H146V157H148V160H146V162L147 163H149V162H155L154 160H155V158L153 159V158H151L152 160L150 161V157H151V155H152V157L155 155L154 154V152L152 151V153H151V151H150V153L148 154ZM185 155V156H184ZM31 156V157H30ZM104 156V157H103ZM126 156H127V159H126ZM129 156V157H130ZM167 156V157H166ZM171 156V157H170ZM12 158V160H10V159H7V158ZM44 157V158H43ZM123 157H124V159H125V163H124V160H123ZM172 157H173V159H172ZM216 157V158H215ZM55 158V159H54ZM60 158V159H59ZM171 158V159H170ZM187 158V159H186ZM121 161H120V160ZM168 159V160H167ZM175 159V160H174ZM213 159H214V161L217 163H213V164H215V165H219L218 167H219V169L218 170H216V171H214V169H213V167H214V165L212 166V169H209V165L211 166V162H209V161H213ZM167 160V161H166ZM219 160H220V162H219ZM119 161H120V163H119ZM122 161H123V163H122ZM149 161V162H148ZM183 161V163L181 164V162ZM184 161H186L185 163H184ZM5 162V163H4ZM169 162V164H167ZM170 162H172V163H170ZM210 164H209V163ZM3 163H4V165H3ZM163 163V164H162ZM174 163V165H172ZM177 163V164H176ZM207 164V165H205V167H204V165L203 164ZM219 163V164H218ZM14 164H16V165H14ZM98 164V165H97ZM120 164H121V166H120ZM158 164H160V167H159V165ZM167 164V165H166ZM184 164H186L187 166H185ZM11 165V167H9ZM119 165V166H118ZM181 165V169H184V170H182L181 171V173L182 174H179L178 173V167ZM6 167V168H8L9 167V169H6V170H4L3 169V167ZM56 166V167H55ZM118 166V167H117ZM18 167H20L19 165H18ZM162 167H163V169H162ZM173 167V168H172ZM184 167V168H183ZM202 167V168H201ZM206 167H208V169L206 168ZM118 168V169H117ZM204 168V169H203ZM10 169H11V171H10ZM40 169H41V171H40ZM72 169L74 170V172L72 173ZM158 169V170H157ZM169 169V170H168ZM172 169V170H171ZM7 170H9V171H7ZM71 170V171H70ZM148 170V171H147ZM62 171V172H61ZM161 171H162V173H161ZM173 171V172H172ZM209 171H210V173H209ZM226 171V172H225ZM40 172V173H39ZM205 172V173H204ZM72 175H71V174ZM146 173H148V176L146 175ZM70 174V175H69ZM89 176H88V175ZM66 175V176H65ZM74 175V176H73ZM141 175V176H140ZM145 177V179H144V177ZM160 175V176H159ZM181 175V176H180ZM227 175V176H226ZM34 176V177H33ZM61 176H62V178H61ZM91 176V177H90ZM147 176V177H146ZM178 176H180V177H178ZM188 176V177H187ZM199 176V177H198ZM203 176V177H202ZM28 177V178H27ZM40 179H39V178ZM65 177V178H64ZM98 177H100V178H98ZM150 177V179H149V181H147L148 180V178ZM197 177V179L199 178H201L202 179V182H201V184H202V186L201 187H197L196 188V186H195V184H194V180L196 181V182H199V181H201V179L198 181L197 179H194V178H196ZM210 179H209V178ZM222 177V178H221ZM16 178V179H15ZM31 178V179H30ZM73 178V179H72ZM87 178H89V179H87ZM177 178V179H176ZM61 179V180H60ZM63 179V180H62ZM98 179V180H97ZM207 179H208V181H207ZM21 180H23V181H21ZM75 180V181H74ZM90 180V181H89ZM16 181H18V182H16ZM20 181L22 182V183H20ZM32 181V182H31ZM104 181V182H103ZM222 181V182H221ZM149 182V183H148ZM224 182V183H223ZM230 182V183H229ZM18 183V184H17ZM25 183H26V185H25ZM79 184V186H78V184ZM93 185H92V184ZM159 183V184H158ZM17 184V185H16ZM27 184H28V186L30 185L31 187H29L28 188V186H27ZM74 184H76V185H74ZM98 184V185H97ZM133 184H136V183H133ZM151 184V185H150ZM194 184V185H193ZM210 184V185H209ZM224 184V185H223ZM232 186H231V185ZM238 186H237V185ZM92 185V186H91ZM95 185V186H94ZM156 185V186H155ZM222 185L223 186H225L226 187V189H224L225 187H223L222 188ZM240 185V186H239ZM18 186V187H17ZM25 186H27V187H25ZM33 186H35L34 188H33ZM94 186V187H93ZM193 186H195V187H193ZM212 186V187H211ZM216 186H218V189L216 188ZM230 186V187H229ZM66 187V188H65ZM96 187V188H95ZM235 187V188H234ZM2 187H0V198H1V195H2V189H1ZM80 188V189H79ZM110 188H111V186H110ZM191 188V189H190ZM195 188L197 189V190H195ZM212 188V189H211ZM213 188H215V190L217 189L218 190V192L216 191V192H214L215 190L213 189ZM232 188V189H231ZM239 189V190H241L242 192H240L239 190H237V189ZM18 189V190H17ZM69 189V190H68ZM78 189V190H77ZM94 189V190H93ZM96 189V190H95ZM234 189V190H233ZM236 189V190H235ZM17 190V191H16ZM22 190V191H21ZM35 190H36V192H35ZM67 190V191H66ZM194 190H195V192H194ZM212 190H213V192H212ZM244 190V191H243ZM39 191H40V194H39ZM98 191L100 192V193H98ZM26 192H27V194H26ZM30 192V193H29ZM69 192V193H68ZM212 192V193H211ZM243 192H244V194H243ZM34 193H36V194H34ZM71 193V194H70ZM92 193V194H91ZM218 193V194H217ZM32 194V195H31ZM39 194V195H38ZM42 194V195H41ZM94 194H95V197H94ZM193 194H194V196H193ZM22 195H23V197H22ZM28 195H29V197H28ZM41 195V196H40ZM70 195V196H69ZM71 195H72V197H71ZM96 195H98L97 197H96ZM225 195H227V196H225ZM43 196V197H42ZM155 196H156V198H155ZM229 196V197H228ZM30 197H31V199H30ZM74 197V198H73ZM161 197H162V199H161ZM15 198V199H14ZM35 198V199H34ZM41 198V199H40ZM72 198V199H71ZM105 198V197H104ZM222 198V199H221ZM246 198V199H245ZM28 199V200H27ZM34 201H33V200ZM48 199V200H47ZM52 199V200H51ZM71 199V200H70ZM83 199V200H82ZM158 199H160V200H158ZM228 199V200H227ZM234 199V200H233ZM254 199V200H253ZM261 199V200H260ZM31 200H32V203L31 204H29L30 202H31ZM41 200V201H40ZM151 200V201H150ZM157 200V201H156ZM232 200V201H231ZM253 200V201H252ZM15 201V202H14ZM26 201V202H25ZM29 201V203H27ZM35 201H37V203L35 202ZM46 201V202H45ZM71 201H73L72 203H71ZM80 201V202H79ZM160 201V202H159ZM238 202L237 204L236 203H232V202ZM243 201V202H242ZM256 201V202H255ZM259 201V202H258ZM0 202H1V200H0ZM65 202V203H64ZM82 202V203H81ZM108 202V203H107ZM151 202V203H150ZM157 202H159V203H157ZM242 202V203H241ZM247 202V203H246ZM248 202H249V205H248ZM263 202V203H262ZM3 205H4V203L3 202H1ZM39 203V204H38ZM44 203V204H43ZM48 204V205H47ZM51 204V205H50ZM70 204V205H69ZM80 204V205H79ZM107 204V205H106ZM108 204H110V205H108ZM27 205H28V208H27ZM33 205H35V207H34V209L32 208L33 207ZM42 206L41 207V209H40V206ZM247 207H246V206ZM53 206V207H52ZM73 206V207H72ZM85 208H83V207ZM243 206H245V207H242ZM4 207H7V206H4ZM56 207V208H55ZM112 207V208H111ZM261 207V208H260ZM72 208V209H71ZM194 210H193V209ZM214 208V209H213ZM221 208V209H220ZM238 208H239V210H238ZM55 209V210H54ZM68 209V210H67ZM113 209V210H112ZM119 209H121V208H119ZM126 209V210H125ZM223 209V210H222ZM31 210V211H30ZM41 210V211H40ZM47 210V211H46ZM49 210V211H48ZM85 210V211H84ZM124 210V211H123ZM193 210V211H192ZM219 210V211H218ZM262 210H263V212H262ZM33 211V212H32ZM44 211H45V213L47 212L48 214H49V216L50 217H46L48 214H45L44 213ZM75 211V212H74ZM191 213H190V212ZM226 213H225V212ZM96 212V213H95ZM124 212V213H125ZM132 212V213H131ZM34 213H37V214H34ZM60 213H61V216H60ZM116 213V214H115ZM126 213V214H127ZM194 213V214H193ZM26 214H28V216L26 215ZM73 214V215H72ZM75 214V215H74ZM97 214V215H96ZM149 214V215H148ZM225 214H226V216H225ZM258 214V215H257ZM42 215V216H41ZM54 215V216H53ZM81 215V216H80ZM118 215V214H117ZM116 215V216H117ZM163 215V216H162ZM31 216V217H30ZM34 216H36V217H34ZM40 216L42 217V218H40ZM56 216V217H55ZM113 216V217H112ZM247 216V217H246ZM261 216V217H260ZM30 217V218H29ZM33 217V218H32ZM84 217V218H83ZM87 217V218H86ZM98 217V218H97ZM144 217V218H143ZM35 218H37V219H35ZM52 220H54V221H52ZM95 220H94V219ZM112 218V219H111ZM214 219V220H212V219ZM30 219L32 220V221H34V223L32 224V223H30L31 221H30ZM34 219V220H33ZM91 219V220H90ZM141 219V220H140ZM229 220V221H225V220ZM131 220H130V223H131ZM142 220H144V222H142ZM192 220H193V222H192ZM241 220V221H240ZM41 221V222H40ZM50 222V224L48 225V224H46V222L47 223H49ZM61 221V222H60ZM84 221V222H83ZM86 221V222H85ZM91 221V222H90ZM114 221V222H113ZM142 223H141V222ZM191 221V222H190ZM212 221L214 222V223H212ZM215 221H216V223H215ZM242 221H244V222H242ZM37 222H38V226L40 225L41 227L42 226H45L46 228H47V226H48V228H50V225H52L51 226V231H52V235L54 236H52L51 234L50 235H45L44 233L42 234V232L40 231V229H41V227L39 226V228H38V226L36 225L37 224ZM57 222V223H56ZM60 222V223H59ZM87 222H88V224H87ZM220 222V223H219ZM224 222V225L222 224ZM30 223V224H29ZM57 225H56V224ZM118 223H120V224H118ZM227 223V224H226ZM231 223V224H230ZM238 223V224H237ZM233 224V225H234ZM261 224L263 225V227L261 226ZM34 225H36V228H34V227H32V226H34ZM62 225H64L63 227H62ZM109 225V226H108ZM112 225H113V228L115 227V230L112 228ZM119 225H120V227H119ZM221 225V226H220ZM251 226V229H248L247 227L248 226ZM58 226V227H57ZM173 226V227H172ZM224 226V227H223ZM227 226V227H226ZM45 227H43L42 229H46ZM109 227H110V229H109ZM210 227V228H209ZM226 227V228H225ZM233 227V226H232ZM34 228V229H33ZM38 228V229H37ZM63 228V229H62ZM112 228V229H111ZM117 228V229H116ZM119 228V229H118ZM130 230H129V229ZM171 228V229H170ZM172 228H173V230H172ZM212 228V229H211ZM231 228V229H230ZM247 228V229H246ZM250 228V227H249ZM65 229V230H64ZM144 229V230H143ZM192 229V230H191ZM221 229V230H220ZM253 229H254V231H253ZM33 230H36L35 232L33 231ZM37 230H39V231H37ZM64 230V231H63ZM128 230V231H127ZM171 230V231H170ZM207 230V229H206ZM227 230V231H226ZM110 231V232H109ZM116 231H117V233H116ZM118 231H119V233H118ZM145 231V232H144ZM217 231H219V234L217 233ZM231 231V232H230ZM259 231V233H257ZM41 232V233H40ZM101 232V233H100ZM147 232V233H146ZM207 232V231H206ZM225 232H227V233H225ZM255 232V233H254ZM58 235H57V234ZM64 233H66V234H64ZM143 233V234H142ZM215 233V234H214ZM218 234V236H217V234ZM242 233V235H240V234ZM62 234H63V236H62ZM114 234V235H115ZM118 234V235H117ZM127 234V235H126ZM174 234V235H173ZM183 234V235H182ZM224 234H226V235H232L231 237V239H232V241H231V239L229 238V237H227L226 235H224ZM233 234H234V236H233ZM259 234V235H258ZM262 234V235H261ZM17 236V238H15L16 236ZM26 237H25V236ZM32 235V236H31ZM81 235H83V236H81ZM86 235V236H85ZM100 235V236H99ZM154 235V236H153ZM173 235V236H172ZM213 235V236H212ZM216 235V236H215ZM223 235V236H222ZM252 235V236H251ZM52 236V237H51ZM126 236V237H125ZM183 238H182V237ZM224 236H226L227 238H229L230 240H227V239H225L226 237H224ZM236 236V238H233V237H235ZM250 236V238H247V237H249ZM255 236H257V237H255ZM32 237V238H31ZM44 237H45V239H44ZM96 237V238H95ZM125 237V238H124ZM247 239H246V238ZM20 238V239H19ZM47 238V239H46ZM53 238H55V239H53ZM58 238V239H57ZM85 238H87V239H85ZM171 240H170V239ZM216 238L214 239V241L216 242ZM239 238V239H238ZM262 238V239H261ZM16 239V240H15ZM18 239L20 240L19 242H18ZM68 239V242L66 241ZM92 239V240H91ZM159 239V240H158ZM165 239V240H164ZM191 239H193V240H191ZM223 239V240H222ZM236 240V241H234V240ZM244 239H246V241H244ZM24 240V241H23ZM89 240V241H88ZM108 240V241H107ZM110 240H112V241H110ZM114 240V241H113ZM240 240H243V242L244 243H240ZM247 240H248V243L250 244H248L247 243ZM252 240H256V243L258 244V245H256V246H258V247H261V248H254L255 249V251L257 250V254L254 252V249H253V247H255V245L253 244V242L251 243V241ZM261 240H262V242H261ZM27 241H28V243H27ZM86 243H85V242ZM91 241V242H90ZM94 241V242H93ZM161 241V242H160ZM173 241V242H172ZM222 243H225V245H226V247H223V246H221V242ZM231 243H235V242H237V243H235L234 245H232L231 246V244H230V246H229V243L230 242ZM26 242V243H25ZM35 242V243H34ZM109 242H111V243H109ZM158 242H159V244H158ZM202 242V241H201ZM239 242V243H238ZM16 243H18V245H16ZM21 243H22V245H21ZM30 243V244H29ZM46 243V244H45ZM55 243V244H54ZM61 243V244H60ZM92 243V244H91ZM114 243V244H113ZM116 243V244H115ZM163 243V246L161 245ZM194 243V242H193ZM245 243H247V246L246 245H244ZM91 244V245H90ZM96 244H98L97 242L95 243V245ZM178 244V245H177ZM261 244V245H260ZM20 245V246H19ZM25 245V246H24ZM27 245V246H26ZM114 245H117V249L116 248H113L114 247ZM194 247H193V246ZM222 245H224V244H222ZM24 246V247H23ZM55 246V247H54ZM60 246V247H59ZM98 246V245H97ZM96 246V248L95 247H90L91 249H85V250H87L88 252H89V258H93L92 259V261L93 262H96L95 264H105V263H102L101 261H104V262H106L105 261V259L103 258V256H102V254H100V253H97L98 251H96L97 249L99 250V246L97 247ZM160 246H162V247H166V248H161ZM171 246V247H170ZM209 246V247H208ZM229 246V247H228ZM241 246H242V248L243 249H241ZM250 246L252 247V250H250L249 249V252L251 251V252H253V253H255V254H253V257H248V254H249V252L247 253V251H248V248H247V250L245 251L247 254H245V252H244V248L246 249V247H249L250 248ZM63 247V248H62ZM69 247V248H68ZM169 249H168V248ZM222 247V248H221ZM237 247V248H236ZM84 248H85V246H84ZM212 248V249H211ZM215 248V249H214ZM236 248V249H235ZM40 249V250H39ZM63 249V250H62ZM165 249H166V253L164 252L165 251ZM216 249H218L217 251H216ZM116 251L117 250V254H115V252L114 251ZM170 250V251H169ZM194 250H196V251H194ZM223 250V251H222ZM243 252H242V251ZM259 250H262V252L261 251H259ZM46 251V252H45ZM59 251V252H58ZM91 251L92 252H94V251H96V252H94V254H95V256H96V259L94 258V256H92V255H94L93 253H91ZM100 251V250H99ZM112 251V252H111ZM168 251V252H167ZM219 251H222V252H219ZM66 252V253H65ZM113 252H114V254H113ZM145 252V253H144ZM171 252V253H170ZM216 252V253H215ZM219 252V253H218ZM260 252H261V255H260ZM49 254V255H46V254ZM157 253L159 254V255H157ZM186 254V256H183V254ZM221 253V254H220ZM243 253V254H242ZM43 254V255H42ZM64 254V255H63ZM71 254V253H70ZM90 254H92V255H90ZM97 254L100 256V257H98L97 256ZM168 254V255H167ZM214 254V255H213ZM220 254V255H219ZM238 255V257L240 258H236L237 257V255ZM240 254H242V255H240ZM244 254H245V256H244ZM63 255V256H62ZM112 255H114V256H116V257H114V256H112ZM169 255H171V256H169ZM197 255V256H196ZM216 255H217V257H216ZM235 255H236V257H235ZM259 255V256H258ZM30 256V257H29ZM32 256V257H31ZM49 256V257H48ZM102 256V257H101ZM170 258H169V257ZM231 256H232V258H231ZM250 256H252L251 255V253H250ZM255 256H257L255 259H253V261H252V258H254ZM43 257H44V259H43ZM113 258L114 257V259H109V258ZM187 259H186V258ZM197 257V258H196ZM226 257L231 261H229V260H227L226 259ZM241 257H243V259H241ZM42 258V259H41ZM102 258V260L101 261H96V260H100ZM162 258V259H161ZM168 258V259H167ZM183 258V259H182ZM251 258V261L249 260V262H247V260L248 259H250ZM31 259V260H30ZM35 259V260H34ZM117 259V260H116ZM131 259H132V261L133 262H131ZM150 259V260H149ZM165 261H164V260ZM196 259H198V260H196ZM66 262H65V261ZM95 260V261H94ZM114 260H116V261H114ZM170 260H172V261H170ZM220 262H219V261ZM227 260V261H226ZM92 261H90V264H92L91 262ZM136 261V262H135ZM170 261V262H169ZM222 261V262H221ZM238 261H240V262H238ZM256 261V262H255ZM29 262V263H28ZM31 262V263H30ZM45 262V263H44ZM64 262V263H63ZM117 262V263H116ZM219 262V263H218ZM253 262V263H252ZM71 262L70 261H68V263L67 264H70ZM108 263V262H107ZM87 264H89V262H87ZM94 264V263H93ZM109 264V263H108Z\"/></svg>","mask_w":264,"mask_h":264}]
</instances>
